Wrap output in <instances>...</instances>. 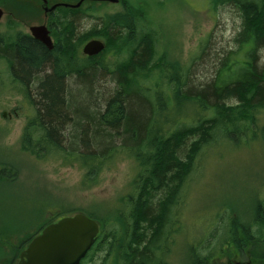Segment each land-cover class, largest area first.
<instances>
[{
    "label": "trees",
    "instance_id": "trees-1",
    "mask_svg": "<svg viewBox=\"0 0 264 264\" xmlns=\"http://www.w3.org/2000/svg\"><path fill=\"white\" fill-rule=\"evenodd\" d=\"M34 1L36 8L29 13L42 12L41 1ZM230 1L242 16L237 39L244 53V60H240L243 70L233 67L237 63L235 58L224 57L215 79L198 91L185 87L180 79L185 70L174 62L168 63L165 54L160 59L165 60L160 67L161 81L144 83L148 78L145 65L154 53L153 38H138L135 34L137 20L144 18L143 10L128 5L126 0H120L126 8L124 12L101 17L98 27L83 33H78L76 25L81 6H58L64 11L63 16L54 21V11L49 14L57 39L53 50L27 33L16 35L9 48L11 75L23 85L25 96L35 106V113L27 120L20 137V151L36 159L54 156L65 165L78 164L83 189L97 184L100 175L124 157L121 154L138 165L133 193L116 209L101 218L98 213L81 211L100 223L97 239L81 264L90 253L93 256L99 251L109 254L113 264H167L162 256L169 245L166 242H175L183 234L186 244L185 229L173 208L179 203L201 150L221 132L228 136L232 131L244 135L248 126H238L239 120H246L249 126L255 124L252 109L264 106V68L257 65L258 51L264 47V0H212L214 5ZM8 3L13 5L11 0H0L6 9L10 8ZM91 37H103L106 47L96 56L82 58L78 47ZM120 45H133V49L117 67L115 87L107 91L94 88L93 72L98 69L94 67L98 64L95 61L111 47ZM167 79V83H174L170 96L161 88ZM68 80L76 82L70 81L68 85ZM230 97L238 103L226 105L225 100ZM171 103L177 107L193 104L200 110L189 120L182 119L177 128H170L168 120L178 117H170ZM209 108L213 115L204 117L201 112ZM185 146L186 152L180 156ZM18 168L0 155V184L16 185ZM252 217L247 223L229 217L222 238L210 246L211 250H206V234L196 242L193 238L194 243L185 254L186 264H210L216 253H244L251 264H264V200H257ZM49 219L37 224L36 231L54 221ZM38 232L28 226H1L0 264H15L21 250ZM256 235L262 239L258 250L254 247Z\"/></svg>",
    "mask_w": 264,
    "mask_h": 264
},
{
    "label": "rangeland",
    "instance_id": "rangeland-1",
    "mask_svg": "<svg viewBox=\"0 0 264 264\" xmlns=\"http://www.w3.org/2000/svg\"><path fill=\"white\" fill-rule=\"evenodd\" d=\"M11 1L13 5L8 3V9L5 4H0L3 10L0 19V155L19 168L16 185L0 184V227L9 225L15 229L28 226L36 233V225L43 220L46 223L51 217L56 220L81 211L106 217L109 210L116 209L133 193L132 182L138 172L134 159L121 154L124 157L111 169H106L97 184L83 189L79 184L82 169L78 164L65 165L54 156L36 159L20 151L19 140L27 120L35 113V106L25 96L23 85L11 75L9 48L18 32L29 33L26 26L42 23L45 15L43 12L29 13L36 8L34 0ZM46 1L48 5L76 2ZM126 1L128 5L140 6L143 10L141 15L144 18L137 20L135 34L138 38L145 35H152L153 38L154 53L145 65L148 75L145 84L161 81L160 67L165 65V60L185 70L180 79L187 89L195 91L215 79L224 57L235 58L233 60H237V63L233 67L237 71L243 70H240L243 66L240 60H244V53L237 39L242 16L233 1L223 5H214L212 0ZM60 7L53 12L54 21L63 16L64 11ZM81 9L76 21L78 33L98 27L101 17L105 15L126 10L121 3L107 0L84 2ZM84 43L79 45V53ZM132 49L133 45L129 48L120 45L118 48L111 47L101 55L95 61L98 64L94 67L98 69L93 72V87L100 91L112 90L116 83L117 67L129 58ZM163 54L166 58L162 62ZM257 59V65L263 69L264 47L259 49ZM70 81L76 82L68 80V85ZM167 81L162 82L161 88L170 96L174 83ZM31 92L33 95L32 87ZM190 94L193 95L191 91ZM225 103L234 106L238 101L230 97ZM188 106L177 107L171 103L170 117H178L168 120L170 128H177L182 119L187 121L200 110L197 105ZM201 114L209 117L213 112L209 108ZM252 114L255 119L252 127L246 120L237 122L240 127L248 126L244 135L232 131L228 136L221 132L198 155L196 166L190 171L181 191L179 203L173 208L174 213H179L181 228L185 229L186 244L183 234H179L175 242L173 239L166 242L169 245L163 258L167 264H186L188 246L204 234L207 235L205 244L209 245L206 250H211L210 246L222 238L229 217L247 223L253 216L257 200H264V106L254 107ZM186 149L187 146L182 147L179 155L183 156ZM234 255L216 253L213 260L217 261L215 264H228ZM82 264H113V261L109 259V254L99 251L93 256L90 253Z\"/></svg>",
    "mask_w": 264,
    "mask_h": 264
},
{
    "label": "water",
    "instance_id": "water-1",
    "mask_svg": "<svg viewBox=\"0 0 264 264\" xmlns=\"http://www.w3.org/2000/svg\"><path fill=\"white\" fill-rule=\"evenodd\" d=\"M116 3L119 0H107ZM83 0L75 3H62L47 5L42 0L44 13L47 14L56 8L57 5L77 8ZM3 10L0 8V19ZM31 36L41 42L48 49L54 47L45 24L30 27ZM105 47L100 39L87 41L82 52L88 56L96 55ZM5 116V112L3 113ZM99 223L84 213H74L64 216L44 226L39 234L33 237L19 254L16 264H80L87 252L94 244L99 233Z\"/></svg>",
    "mask_w": 264,
    "mask_h": 264
},
{
    "label": "flooded vegetation",
    "instance_id": "flooded-vegetation-1",
    "mask_svg": "<svg viewBox=\"0 0 264 264\" xmlns=\"http://www.w3.org/2000/svg\"><path fill=\"white\" fill-rule=\"evenodd\" d=\"M31 26V25H30ZM30 26L28 25V26H26L27 27V30L29 31V29H30ZM47 27H48V29H49V32H50V34H51V36L53 37V39H54V41H55V43L57 42V39L54 37V33H53V31H52V29H53V24L51 25L50 24V22H47ZM19 33H22V32H18L17 34H19ZM16 34V35H17ZM57 35H58V31H57ZM49 50H53V49H49ZM260 212L258 213V216L260 217ZM256 237L258 238V241L256 242L257 244L254 246L257 250L258 249H260V247H261V237L259 236V235H256ZM241 261H243L244 262V264H249V258L243 253V255H234L233 257H232V259H231V261H228L229 263L228 264H242V262ZM215 262H217V261H215V260H213V259H211V264H215Z\"/></svg>",
    "mask_w": 264,
    "mask_h": 264
},
{
    "label": "bare ground",
    "instance_id": "bare-ground-1",
    "mask_svg": "<svg viewBox=\"0 0 264 264\" xmlns=\"http://www.w3.org/2000/svg\"><path fill=\"white\" fill-rule=\"evenodd\" d=\"M43 4V3H42ZM47 5H48V3H47ZM164 254H162V256H163ZM162 260H163V258H162ZM163 262V261H162Z\"/></svg>",
    "mask_w": 264,
    "mask_h": 264
}]
</instances>
